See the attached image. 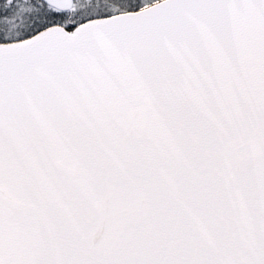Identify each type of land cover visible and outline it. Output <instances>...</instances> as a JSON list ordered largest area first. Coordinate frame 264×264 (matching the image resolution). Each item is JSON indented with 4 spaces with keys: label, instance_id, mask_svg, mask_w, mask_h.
<instances>
[{
    "label": "snow or ice",
    "instance_id": "1",
    "mask_svg": "<svg viewBox=\"0 0 264 264\" xmlns=\"http://www.w3.org/2000/svg\"><path fill=\"white\" fill-rule=\"evenodd\" d=\"M0 264H264V0H0Z\"/></svg>",
    "mask_w": 264,
    "mask_h": 264
}]
</instances>
